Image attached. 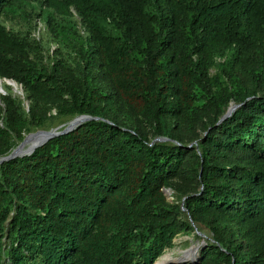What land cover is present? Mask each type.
<instances>
[{
    "label": "trees",
    "instance_id": "obj_1",
    "mask_svg": "<svg viewBox=\"0 0 264 264\" xmlns=\"http://www.w3.org/2000/svg\"><path fill=\"white\" fill-rule=\"evenodd\" d=\"M50 5L90 36L44 65L0 23V78L31 100L0 97V157L51 118L92 119L0 163V264H157L197 227L211 238L185 264H264V0Z\"/></svg>",
    "mask_w": 264,
    "mask_h": 264
},
{
    "label": "rangeland",
    "instance_id": "obj_2",
    "mask_svg": "<svg viewBox=\"0 0 264 264\" xmlns=\"http://www.w3.org/2000/svg\"><path fill=\"white\" fill-rule=\"evenodd\" d=\"M71 11L73 13L72 17L68 18L69 20H65L64 17L50 5V0H21L13 8L0 16V23L4 24L10 31L14 32L16 36L24 39L29 44L31 55L39 63L44 65L47 63L53 64L56 60L74 63L78 58L79 49L84 47L85 40L90 36V33L87 25L79 16L76 9L72 8ZM59 25H64L65 32H70L71 35L63 38L58 34ZM232 53L233 50L229 52V55ZM216 60L218 62H223L226 60V57L220 56L217 57ZM217 71L218 67L212 69L213 74L217 73ZM0 79L3 82L0 97L11 94L21 100L25 108L29 110L31 107V100L28 99V93L25 88L13 79ZM7 81H14L16 87L9 84ZM231 107H235L234 102H232L230 108ZM50 112L52 115H57V109L54 107L50 109ZM71 121L72 120L68 121L56 116V118H51L47 121L45 128H39L32 133L50 131L56 128L63 129ZM30 134H27L25 139ZM150 137L156 140L154 135ZM165 194L170 202L176 201L174 190L165 189ZM196 229L198 230L196 232L180 234L175 239L174 246L167 249L164 255L157 260V263L185 264L189 262L187 259L192 257L194 253L198 257L201 248L207 245L211 235L205 229L199 230L198 227ZM167 256L172 257L173 260L166 262L165 259Z\"/></svg>",
    "mask_w": 264,
    "mask_h": 264
},
{
    "label": "water",
    "instance_id": "obj_3",
    "mask_svg": "<svg viewBox=\"0 0 264 264\" xmlns=\"http://www.w3.org/2000/svg\"><path fill=\"white\" fill-rule=\"evenodd\" d=\"M1 80V79H0ZM1 103V102H0ZM237 106L235 105V107H231L227 114L225 115L224 118L228 117L236 108ZM92 119L91 116L89 115H81L78 116L76 118H74L65 128L60 129V128H56L50 131H40V132H36V133H31L26 139H24V141L19 144L12 152L10 155L8 156H4V157H0V163L16 158V157H22V156H26V155H30L32 154L37 148L43 146L44 144H46L49 140H51L52 138L68 133L72 130H74L75 128H77L79 125H81L83 122ZM38 134H43L44 138L41 139L38 143H36L32 148L29 149H25L26 144L28 143V141L30 140L31 137L38 135ZM158 264V263H157Z\"/></svg>",
    "mask_w": 264,
    "mask_h": 264
},
{
    "label": "bare ground",
    "instance_id": "obj_4",
    "mask_svg": "<svg viewBox=\"0 0 264 264\" xmlns=\"http://www.w3.org/2000/svg\"><path fill=\"white\" fill-rule=\"evenodd\" d=\"M9 84H11V85H13L14 87H16L15 86V83H14V81H7ZM2 80H0V93L2 92ZM44 138V135L43 134H38V135H35V136H33V137H31L30 138V140L28 141V143L26 144V146H25V148L26 149H29V148H32L36 143H38L41 139H43ZM197 256H196V254L194 253V255L192 256V257H190L189 259H187L188 261H194V259L196 258ZM171 260H173L172 259V257H170V256H167L166 257V259H165V261L166 262H169V261H171ZM186 260V261H187ZM178 263V262H177Z\"/></svg>",
    "mask_w": 264,
    "mask_h": 264
}]
</instances>
